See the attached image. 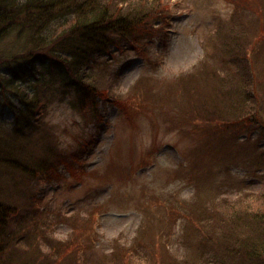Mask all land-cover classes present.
Segmentation results:
<instances>
[{
  "label": "rangeland",
  "instance_id": "374dc122",
  "mask_svg": "<svg viewBox=\"0 0 264 264\" xmlns=\"http://www.w3.org/2000/svg\"><path fill=\"white\" fill-rule=\"evenodd\" d=\"M144 1L154 3V14L141 33L113 49L107 68L112 73L100 90L82 96L53 85V101L33 120L35 133L21 143V156L29 163L44 160L41 146L49 145L48 168L28 180L20 172H0V198L17 209L9 226L35 235L14 240L7 255L25 259L22 249L31 241L39 243L38 255L45 259L53 247L68 246L63 260L57 253L48 256L61 264L73 259L78 264H218L226 258L220 255L222 245H236L231 229L221 230L214 220L224 200L242 207L243 200L264 191V112L259 111L264 53L256 55L261 66L255 73L263 100H256L258 110L249 115L261 123L248 117L234 129L217 127L210 121L217 112L215 94L204 97L213 96L217 84L230 96L233 88L213 74L231 64L233 55L210 41L226 30L237 1ZM263 2L253 4L258 9ZM254 34L245 30L234 51L242 68L245 58L253 64L256 51L244 43ZM249 104L236 100L226 106L225 117L249 114ZM0 120L12 124L15 115L2 109ZM200 220L211 221L210 238Z\"/></svg>",
  "mask_w": 264,
  "mask_h": 264
},
{
  "label": "trees",
  "instance_id": "16d2710c",
  "mask_svg": "<svg viewBox=\"0 0 264 264\" xmlns=\"http://www.w3.org/2000/svg\"><path fill=\"white\" fill-rule=\"evenodd\" d=\"M126 1L0 0V111L7 109L15 115L12 124L0 120V166L3 165L0 172H20L28 180L29 176L38 177L39 172L48 168L46 163L49 161L46 157L52 152L49 145L41 146L44 160L29 163L21 156V143L25 137L31 138L35 133L33 120L42 117L48 104L53 101L54 84L63 91L72 89L85 96L97 92V89L100 90L107 83V78L112 73L107 68L115 53H111L115 51L113 49L123 48L126 37L133 36L138 30L141 33L147 25V18L154 14V3L144 0ZM236 1V10L224 25L226 30H218L214 35L215 40L210 41L211 45H220L224 53L230 51L233 55L231 64L220 70L214 68L213 74L219 81H226L233 88L232 91L230 89L232 98L227 90L221 89L220 84L212 88L213 96L204 97V100L210 97L213 99L215 94L217 112L210 121H214L217 127L223 124L228 129H234V123L247 119L257 111L256 100H263L260 96L263 89L257 87L260 81L255 73L260 65L256 63V55L264 53V47L261 48L264 44V5L257 9L253 4L257 0ZM246 20L254 21V24L249 25ZM227 23L231 24L229 28ZM251 28L255 34L244 44H247L246 48L250 46L256 52L253 64L245 58V68H242L239 65V54L234 51L239 50L238 46L242 45L245 30ZM150 35L148 38L153 39L154 34ZM258 49L260 50L257 51ZM212 70L208 69L205 74L208 75ZM219 71H224V74L221 75ZM193 75L196 76L191 73V77ZM246 84L253 85L256 89L246 91L242 88ZM234 90L237 92L236 98L232 94ZM236 100H251L252 104L249 107L247 105L246 110L252 112L239 115L238 118L225 117L228 113L226 106L230 107ZM261 109L264 112V102L259 105L263 116ZM221 111L223 112L220 113ZM204 119L201 118L202 121ZM248 119L259 120L252 116ZM22 187L24 188L21 189ZM25 187L22 185L19 189L23 191ZM241 206L224 200L222 211L217 213L219 217L214 220V226H219L221 230L230 228L236 241L233 247L222 245L220 255L225 254L226 258L220 259L218 264H226L230 259L236 261L237 258L236 264H264V191L252 194L243 200ZM16 210L15 204L0 198V264H61L59 261L65 257L63 252L69 249L68 246L53 247L55 252H45L52 257L53 253L60 254L58 261L57 256L51 261L48 256L47 260L43 255H38L39 243L31 241L22 249L25 259H20L17 253L6 254L14 240L35 238L34 230L23 232L19 229L20 232L17 233L9 226V218ZM210 222L200 220V224L206 227L207 234L213 227ZM217 228L215 227V231ZM207 238H210L209 234ZM16 246L20 247L19 244ZM69 262L78 264L74 259ZM102 263L104 262L98 261L92 264Z\"/></svg>",
  "mask_w": 264,
  "mask_h": 264
}]
</instances>
